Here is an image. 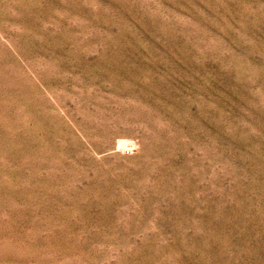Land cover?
Here are the masks:
<instances>
[{
  "label": "rangeland",
  "instance_id": "1",
  "mask_svg": "<svg viewBox=\"0 0 264 264\" xmlns=\"http://www.w3.org/2000/svg\"><path fill=\"white\" fill-rule=\"evenodd\" d=\"M0 264H264V0H0Z\"/></svg>",
  "mask_w": 264,
  "mask_h": 264
},
{
  "label": "built area",
  "instance_id": "2",
  "mask_svg": "<svg viewBox=\"0 0 264 264\" xmlns=\"http://www.w3.org/2000/svg\"><path fill=\"white\" fill-rule=\"evenodd\" d=\"M134 147H135V146H134ZM134 147H133V148H134Z\"/></svg>",
  "mask_w": 264,
  "mask_h": 264
},
{
  "label": "bare ground",
  "instance_id": "3",
  "mask_svg": "<svg viewBox=\"0 0 264 264\" xmlns=\"http://www.w3.org/2000/svg\"><path fill=\"white\" fill-rule=\"evenodd\" d=\"M133 148V147H132Z\"/></svg>",
  "mask_w": 264,
  "mask_h": 264
}]
</instances>
